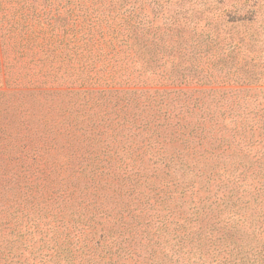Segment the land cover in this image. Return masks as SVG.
<instances>
[{
  "label": "trees",
  "instance_id": "1",
  "mask_svg": "<svg viewBox=\"0 0 264 264\" xmlns=\"http://www.w3.org/2000/svg\"><path fill=\"white\" fill-rule=\"evenodd\" d=\"M136 4L0 0V105L60 193L62 264H205L218 247L189 174L203 188L253 151L247 63L160 42L167 25Z\"/></svg>",
  "mask_w": 264,
  "mask_h": 264
},
{
  "label": "rangeland",
  "instance_id": "2",
  "mask_svg": "<svg viewBox=\"0 0 264 264\" xmlns=\"http://www.w3.org/2000/svg\"><path fill=\"white\" fill-rule=\"evenodd\" d=\"M154 1L137 0L136 5L156 17L157 24L167 25L161 26L160 42L203 43L202 50L188 45L187 54L234 56L247 63L256 76L254 85L241 86L253 89L254 117L260 123L254 132L253 151L248 156L234 154L237 159L225 157L227 170L208 173L210 181L203 188L197 171L191 172L193 185L187 191V200L191 207L204 205L205 214L199 219L214 226L212 241L218 250H205V264H264V0ZM174 25L181 29L174 32ZM206 44H219L222 49L206 50ZM18 138L16 112L13 107L6 109L3 103L0 264H62L61 223L59 218L54 221L51 212L57 206L53 197L60 193L31 164V154L19 147ZM239 159L243 161L234 163Z\"/></svg>",
  "mask_w": 264,
  "mask_h": 264
}]
</instances>
